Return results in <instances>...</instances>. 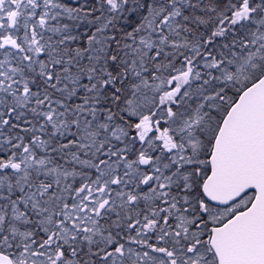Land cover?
<instances>
[{
  "label": "snow or ice",
  "instance_id": "6c2138e0",
  "mask_svg": "<svg viewBox=\"0 0 264 264\" xmlns=\"http://www.w3.org/2000/svg\"><path fill=\"white\" fill-rule=\"evenodd\" d=\"M0 264H264V0H0Z\"/></svg>",
  "mask_w": 264,
  "mask_h": 264
}]
</instances>
